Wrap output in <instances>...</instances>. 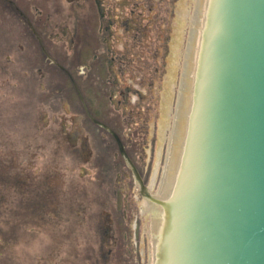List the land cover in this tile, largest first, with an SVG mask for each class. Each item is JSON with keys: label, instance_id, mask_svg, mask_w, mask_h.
Masks as SVG:
<instances>
[{"label": "rangeland", "instance_id": "374dc122", "mask_svg": "<svg viewBox=\"0 0 264 264\" xmlns=\"http://www.w3.org/2000/svg\"><path fill=\"white\" fill-rule=\"evenodd\" d=\"M198 2L106 0L107 9L117 7L109 28H88V39L74 42L58 39L61 25H53L55 37L44 41L59 63L69 52L76 63L73 51L81 56L71 69L87 103L98 119L124 121L119 132L150 194L158 190ZM59 71L0 3V264H152L148 197L117 145L105 156L108 170L96 165L102 132L79 118L82 105Z\"/></svg>", "mask_w": 264, "mask_h": 264}, {"label": "water", "instance_id": "95a60500", "mask_svg": "<svg viewBox=\"0 0 264 264\" xmlns=\"http://www.w3.org/2000/svg\"><path fill=\"white\" fill-rule=\"evenodd\" d=\"M199 1L189 43L197 106L185 131L192 144L187 137L185 148L177 145L173 174L180 180L171 174L161 194L176 103L158 190L150 196L152 264H264V0Z\"/></svg>", "mask_w": 264, "mask_h": 264}, {"label": "flooded vegetation", "instance_id": "af4514ba", "mask_svg": "<svg viewBox=\"0 0 264 264\" xmlns=\"http://www.w3.org/2000/svg\"><path fill=\"white\" fill-rule=\"evenodd\" d=\"M63 0H30V2H33V7L35 9L36 15H35V21L38 23V25L42 28V38L43 39H53L55 36H52L49 28L53 25H61V34L58 35V39H72V41L75 42V39H81L80 30H85V27L87 23H89L90 18L97 17L96 24L100 25L103 23L108 22L110 26L113 25V21L105 20L106 19V0H66L68 5L62 4ZM0 2H3L5 4V7L8 9L9 15L12 13L14 15L21 16L25 21H27L28 24L31 23L30 17L20 9V7L13 2V0H0ZM49 2V4H48ZM110 12L114 10L113 7L108 9ZM74 22V26H71L70 30V21ZM65 24H64V23ZM65 25V26H63ZM66 27V29H64ZM106 27V26H105ZM43 30H47L43 32ZM71 34V37H70ZM70 56V52H69ZM83 119H85L83 117ZM62 122V129L64 130V123L67 122V119L64 117V119H61ZM114 126L117 130H119V126ZM102 137L103 146L104 149L101 150L100 153H103V158L101 165L105 164V167L103 169H107L110 167V164L108 165L109 160H106L105 156L111 151H116V148L114 145H117V142L113 135L109 131H104L102 134H100ZM104 138V139H103ZM70 138H67L65 140H68ZM68 142V141H67ZM67 142H61L62 146L67 147ZM87 144V138L83 139V148H85ZM74 145V142L72 143ZM115 160V158H114ZM117 167V165H116ZM102 250V249H101ZM109 253V252H108ZM128 254V253H127ZM126 254L123 256L125 257ZM107 258V257H105ZM127 259V258H125ZM125 264L127 263V260H125Z\"/></svg>", "mask_w": 264, "mask_h": 264}, {"label": "bare ground", "instance_id": "6f19581e", "mask_svg": "<svg viewBox=\"0 0 264 264\" xmlns=\"http://www.w3.org/2000/svg\"><path fill=\"white\" fill-rule=\"evenodd\" d=\"M145 205L146 210H150V196L148 197V202Z\"/></svg>", "mask_w": 264, "mask_h": 264}]
</instances>
